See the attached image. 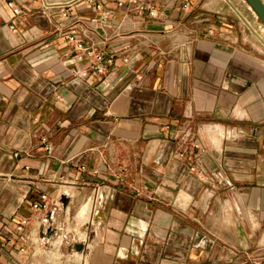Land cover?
Segmentation results:
<instances>
[{
	"label": "crops",
	"instance_id": "crops-1",
	"mask_svg": "<svg viewBox=\"0 0 264 264\" xmlns=\"http://www.w3.org/2000/svg\"><path fill=\"white\" fill-rule=\"evenodd\" d=\"M15 1L0 0V264H264V34L244 1ZM72 35L114 58L105 74Z\"/></svg>",
	"mask_w": 264,
	"mask_h": 264
},
{
	"label": "built area",
	"instance_id": "built-area-1",
	"mask_svg": "<svg viewBox=\"0 0 264 264\" xmlns=\"http://www.w3.org/2000/svg\"><path fill=\"white\" fill-rule=\"evenodd\" d=\"M7 2L9 8L13 11V13L15 15H20L22 10L19 7V5L17 4V2L15 0H4ZM184 8L188 9L189 8V3L188 0H186L185 4H184ZM150 14L153 16L155 14V10H152L150 12ZM11 29H15L14 25H11ZM70 40L72 42H75V50L79 51L81 53L79 59H84V58H90L93 62V70L98 73V74H105L107 67L110 65L114 64V58L109 57L108 59L105 58L104 54L101 53L100 51H97L95 49L92 48H88L85 47L82 43H78L76 42V39L74 37V35L71 36ZM83 76H88L89 75V71L85 70L82 73ZM50 149V147H49ZM81 170L86 171V166L82 165L81 166ZM50 203L51 200L48 198V196L46 194H43L40 199H38L34 204H33V208L35 210H43L46 211L50 208ZM56 204H58V202H56ZM43 223H48V219L47 217L43 218Z\"/></svg>",
	"mask_w": 264,
	"mask_h": 264
},
{
	"label": "rangeland",
	"instance_id": "rangeland-1",
	"mask_svg": "<svg viewBox=\"0 0 264 264\" xmlns=\"http://www.w3.org/2000/svg\"><path fill=\"white\" fill-rule=\"evenodd\" d=\"M244 1V5L246 8L247 13L250 15V17L254 18L256 20V18H258V16L255 15V13L253 12V10L249 7V4ZM258 23L261 26L262 30H263V34H264V25L261 22V20L258 18ZM261 37V36H260ZM89 214H90V205H88V210L86 212V215L82 216V215H78L77 217L75 216L74 218H71V220L69 221V226H68V230H69V238L70 241H83L85 239V236L82 232V230H79V228L82 226V224H84L86 221H88L89 219ZM75 229L77 230L75 232ZM259 257L253 258V264H260V262L258 261Z\"/></svg>",
	"mask_w": 264,
	"mask_h": 264
},
{
	"label": "water",
	"instance_id": "water-1",
	"mask_svg": "<svg viewBox=\"0 0 264 264\" xmlns=\"http://www.w3.org/2000/svg\"><path fill=\"white\" fill-rule=\"evenodd\" d=\"M250 7L255 11L257 14L258 18L261 20V22L264 25V2L263 0H245ZM62 202L66 203L67 202V197L62 198ZM54 232L52 229H49L47 231L48 236L52 235ZM77 251H83L84 246L82 244H75L74 247Z\"/></svg>",
	"mask_w": 264,
	"mask_h": 264
},
{
	"label": "bare ground",
	"instance_id": "bare-ground-1",
	"mask_svg": "<svg viewBox=\"0 0 264 264\" xmlns=\"http://www.w3.org/2000/svg\"><path fill=\"white\" fill-rule=\"evenodd\" d=\"M249 7H250V5H249ZM250 8H251V7H250ZM251 9H252V8H251ZM252 10H253V9H252ZM253 12L255 13L254 10H253ZM255 15L257 16L256 13H255ZM260 38L262 39V37H260ZM262 41H264V40L262 39ZM87 208H88L87 205L83 206L82 209H81L80 215L84 216V215L86 214L87 210H88Z\"/></svg>",
	"mask_w": 264,
	"mask_h": 264
}]
</instances>
